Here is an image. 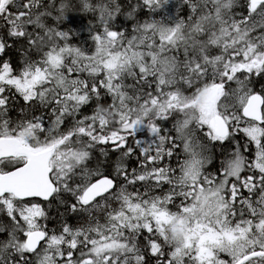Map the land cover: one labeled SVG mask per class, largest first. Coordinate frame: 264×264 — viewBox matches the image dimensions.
Wrapping results in <instances>:
<instances>
[{"label": "snow or ice", "instance_id": "1", "mask_svg": "<svg viewBox=\"0 0 264 264\" xmlns=\"http://www.w3.org/2000/svg\"><path fill=\"white\" fill-rule=\"evenodd\" d=\"M0 264H264V0H0Z\"/></svg>", "mask_w": 264, "mask_h": 264}]
</instances>
